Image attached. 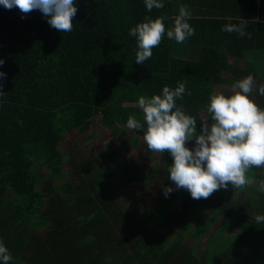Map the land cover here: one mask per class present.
I'll use <instances>...</instances> for the list:
<instances>
[{"label":"trees","instance_id":"1","mask_svg":"<svg viewBox=\"0 0 264 264\" xmlns=\"http://www.w3.org/2000/svg\"><path fill=\"white\" fill-rule=\"evenodd\" d=\"M220 1L163 0V8L148 11L144 0H73L77 13L68 33L51 27L39 10L24 14L0 5V72L6 74L0 78V242L11 253L9 264H264V224L255 221L264 215V167L249 170L256 183L247 200L233 199L229 184L199 200L182 189L152 211H138L137 199L128 204L109 191L125 167L119 146L82 158L58 148L67 130L87 129L95 115L113 137L122 135L130 115L143 123L139 97L160 95L164 86L185 83L191 95L176 104L196 118L199 134L201 122L211 123L210 96L233 94L218 86L248 75L257 89L264 85V0ZM181 5L195 35L177 43L166 33ZM146 17H165V34L141 65L128 33ZM242 19L251 38L222 31ZM257 89L249 98L264 110ZM162 154L155 175L162 171L173 182V157ZM184 198L189 219L209 212L192 228L190 244L179 229L162 231Z\"/></svg>","mask_w":264,"mask_h":264},{"label":"clouds","instance_id":"2","mask_svg":"<svg viewBox=\"0 0 264 264\" xmlns=\"http://www.w3.org/2000/svg\"><path fill=\"white\" fill-rule=\"evenodd\" d=\"M144 3L148 11L164 7L163 0H144ZM0 5L6 9L16 7L24 14L39 10L47 23L62 33L73 30V17L77 13L73 0H0ZM190 18L187 6L181 5L173 28L166 33L167 38L183 43L195 35V29L187 22ZM164 19L146 17L145 22L129 30L128 35L136 38L137 64L143 65L149 60L153 55L152 49L161 43L165 34ZM245 22L242 19L239 24H226L222 31L251 38L245 31ZM3 63L0 59V65ZM5 76L0 72V78ZM2 86L0 83V88ZM254 89H257L256 80L248 75L233 83L232 95H211L207 106L211 123L208 120L201 122L198 134L196 118L186 114L183 105L176 104L185 95H191L190 90L186 89L185 83H179L175 89L164 86L160 95L139 97L143 123L133 114L127 119V127L143 131L150 151L159 154L169 152L174 160L168 168L169 178L177 188L188 190L193 199H207L229 184L240 189L256 183L248 172L251 168L264 167V110L249 98ZM257 91L264 96V85H260ZM4 94L0 91V96ZM192 139L195 145L189 150L185 143ZM172 190L171 187L166 188L165 196ZM259 190L264 193V180L259 181ZM255 221L264 224V215H257ZM11 260L8 248L0 242V262L9 264Z\"/></svg>","mask_w":264,"mask_h":264},{"label":"rangeland","instance_id":"3","mask_svg":"<svg viewBox=\"0 0 264 264\" xmlns=\"http://www.w3.org/2000/svg\"><path fill=\"white\" fill-rule=\"evenodd\" d=\"M237 63L238 65H243V60ZM222 75L228 76L225 73H222ZM223 88L224 90H230L231 86H218L216 91H220ZM201 115L205 118L203 112H201ZM114 145L122 149L117 160L121 161L124 159L125 167L113 180L109 190L111 194L120 196L128 204L132 200L137 199L136 203L132 204V206L138 211H152L155 206L162 204L166 199H170L178 191H182V189L176 187L174 182L167 181L169 179L164 178L162 171H159L157 176L155 175V167L159 166L157 163L163 164V154L150 151L140 131L131 130L126 126L122 135L113 137L110 130L101 124L98 115L91 118L90 124L85 130H67L65 138L60 142L58 148L63 153L70 149H75L78 158H82L85 155L100 154L107 146ZM194 145L195 141L192 140L185 143V146L190 148H193ZM144 174L148 177L142 176ZM169 187L173 190L165 196V189ZM249 187L250 185H246L241 189H236L233 193V199L238 202L249 199ZM228 195L230 196L231 193ZM185 199L187 198L181 199L170 210L163 223L162 231L164 233H171L179 229L183 231L186 236V242L190 244L196 236L194 232L192 233V228H200L204 217L209 212L195 214L189 219L188 213L190 210L183 204ZM187 219L189 220L187 221ZM154 221L153 217H149L147 226H152ZM185 225H188V227H183ZM232 228L234 227H231L230 231H237L235 228ZM206 238L208 239V237ZM206 238L203 242H206ZM201 244L202 241L196 243L197 247H200Z\"/></svg>","mask_w":264,"mask_h":264},{"label":"crops","instance_id":"4","mask_svg":"<svg viewBox=\"0 0 264 264\" xmlns=\"http://www.w3.org/2000/svg\"><path fill=\"white\" fill-rule=\"evenodd\" d=\"M216 1H219V2L221 3V1H220V0H216Z\"/></svg>","mask_w":264,"mask_h":264}]
</instances>
